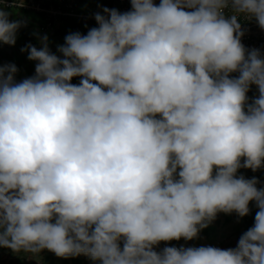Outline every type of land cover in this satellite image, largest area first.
<instances>
[{
	"label": "clouds",
	"instance_id": "obj_1",
	"mask_svg": "<svg viewBox=\"0 0 264 264\" xmlns=\"http://www.w3.org/2000/svg\"><path fill=\"white\" fill-rule=\"evenodd\" d=\"M131 5L67 35L62 58L47 36L21 49L32 77L0 65V247L100 264H264V188L236 175L264 167V58L238 22L264 29V0ZM9 15L0 7V42L14 46L22 24ZM251 201L254 225L235 248L153 250L196 238L220 212L247 216Z\"/></svg>",
	"mask_w": 264,
	"mask_h": 264
},
{
	"label": "rangeland",
	"instance_id": "obj_2",
	"mask_svg": "<svg viewBox=\"0 0 264 264\" xmlns=\"http://www.w3.org/2000/svg\"><path fill=\"white\" fill-rule=\"evenodd\" d=\"M160 3V0H158ZM76 9L78 11H83V12H90L91 10H94L95 8L101 6L102 8L105 7L106 5V0H76ZM119 11V10H118ZM61 26V24H59ZM58 26V27H59ZM90 30V24L87 23V26L85 24H77L74 30H71L70 33H67V35L72 34V33H80L81 35H87L88 31ZM58 28L52 31H45L40 28H33V33L35 38L39 39L47 36L48 38V45L49 49L52 53V44L55 42L54 38H59L62 35H65L64 33H58ZM18 36L28 44L25 46H22L25 48L27 45L31 44L34 45L32 40L20 35V33H16ZM32 34V33H31ZM33 35V34H32ZM27 36V35H26ZM29 39V40H28ZM21 46L19 47V51L15 50L14 55L12 56H7L3 58V61L5 63H10V64H15L17 68H20V70L17 71L15 75V80L16 82H21L22 80L31 77L32 75L29 73V70L27 68L28 65L37 63V61H32L28 59V52L27 51H21L23 49ZM42 44L41 42L39 43V46L37 48H41ZM55 54V53H54ZM27 68V69H26ZM24 69V71H22ZM81 77H74L71 81L72 84L74 85H79ZM230 218V219H229ZM212 226H214V231L212 236H208L207 233H202L201 231L198 233V236L194 238L196 244L201 247V246H212V247H217L221 249H228V248H235L238 244L240 236L236 233V225H237V216H233L231 214H225L223 212H220L217 214L216 218L210 222ZM189 243V240H185L181 238V246L183 248L186 247V245ZM161 242L156 245V248L154 251L160 252L161 249ZM19 253L13 252L11 249L0 247V256L4 259H9L12 258ZM21 255L26 258V264H46L44 263V259L48 255H55V253L48 251L47 249L42 250L38 254H32V253H25L22 252ZM59 258L57 259L58 262ZM88 260L94 264H100L99 261H93L88 257ZM5 261L2 260L0 261V264H5ZM72 261L70 260V263Z\"/></svg>",
	"mask_w": 264,
	"mask_h": 264
},
{
	"label": "built area",
	"instance_id": "obj_3",
	"mask_svg": "<svg viewBox=\"0 0 264 264\" xmlns=\"http://www.w3.org/2000/svg\"><path fill=\"white\" fill-rule=\"evenodd\" d=\"M155 5H159L158 0H153ZM76 0H0V6L21 7L35 13L41 14L43 18V29L52 31L58 28L63 19L80 18L95 22V14L103 13L104 8L116 9L124 13L132 10L131 0H106L104 8L101 6L90 12L78 11ZM241 24L243 36L241 43L247 51L259 50L261 57L264 58V29H261L255 19L238 18ZM231 77H238L239 73L230 74Z\"/></svg>",
	"mask_w": 264,
	"mask_h": 264
},
{
	"label": "trees",
	"instance_id": "obj_4",
	"mask_svg": "<svg viewBox=\"0 0 264 264\" xmlns=\"http://www.w3.org/2000/svg\"><path fill=\"white\" fill-rule=\"evenodd\" d=\"M19 8L21 10H24L25 12H33L21 7H16ZM41 16V25H40V29H43V18L42 15L39 14ZM64 22H69L72 24V29L74 30L77 24H85L87 26V23L90 24V29L98 27L97 22H92L89 20H85V19H80V18H67V19H63L61 22V25H63L62 23ZM60 30V33H64L63 32V28L62 26L58 27V31ZM31 39V38H30ZM32 40V39H31ZM33 42V41H32ZM259 92H258V88L256 85H251L250 89L247 93L248 96V102L251 103L253 99H255L256 97H258ZM159 118V117H158ZM241 163L243 164V158L241 159ZM237 177L239 176H243L245 179H252L253 177H255L258 181L257 183V188H264V167H261L260 169L256 170L255 172L252 171L251 169H247V168H243L241 167L240 169H238L237 172ZM249 209L250 212L247 216L244 217H239L237 215V213L233 212L232 215L233 216H237V225H236V233L241 237V235L246 232L249 228H251L254 225V218H255V214L258 211V208L256 207V203L255 201H251L249 203ZM230 219V218H229ZM202 233H207L208 236H212L213 231H214V226H212L210 223L208 225V227L200 230ZM161 249L160 252H162V250L165 247H176L177 249L181 248V239L180 240H172V241H161ZM120 246L121 248L123 247V242H120ZM189 247H199L195 240H189V243L186 245L185 248H189ZM156 248V245L153 246V250ZM22 252H20L18 255L9 258V259H4L0 256V261L4 260L5 264H26V258L23 257V255H21ZM59 258L58 262L57 259ZM70 260L72 261L70 263ZM44 263L46 264H94L92 262H90L88 260L87 256L84 255H80V256H76V257H68V258H62V257H58V256H54V255H48L45 259H44Z\"/></svg>",
	"mask_w": 264,
	"mask_h": 264
},
{
	"label": "crops",
	"instance_id": "obj_5",
	"mask_svg": "<svg viewBox=\"0 0 264 264\" xmlns=\"http://www.w3.org/2000/svg\"><path fill=\"white\" fill-rule=\"evenodd\" d=\"M0 7H3V6H0ZM3 8L5 11L9 12V14H10L9 19L10 20H12V21L18 20L21 22L22 26L18 29L17 33H20V35H22V37L25 36L24 37L25 39H26V37L29 39L31 38L33 41V44H34L33 46H35V47L39 46L40 40L35 38L34 33H33V28H40L41 16L38 13L25 12L24 10H21L19 8H16V7H10V8L3 7ZM62 24L63 25H61V26L63 28V32L65 35H62L59 38H54L55 42L52 44V46H53L52 51L56 55L61 56V58H62V54L59 53L58 48H59V46H62L65 44V37L67 36V33H70V31L73 30L71 23L64 22ZM58 33H60V30ZM26 44H28V42L26 43L25 40L23 41L18 36V34L16 35V43L14 46H10L8 44H3L2 42H0V65H7L8 63H5L3 61V58L7 57L8 55L13 56L15 50L19 51V47L25 46ZM48 47H49V45H48ZM35 67H36V63L30 64L27 66L29 73L32 76L35 75ZM17 69L20 70V68H17ZM22 71H24V69H22Z\"/></svg>",
	"mask_w": 264,
	"mask_h": 264
}]
</instances>
